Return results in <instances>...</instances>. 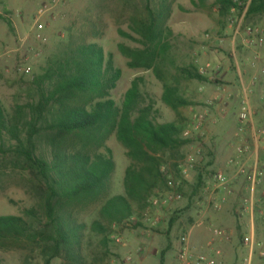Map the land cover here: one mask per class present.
<instances>
[{"label":"rangeland","instance_id":"1","mask_svg":"<svg viewBox=\"0 0 264 264\" xmlns=\"http://www.w3.org/2000/svg\"><path fill=\"white\" fill-rule=\"evenodd\" d=\"M51 1L0 0V14L11 21L13 28L9 29L0 19V107L6 113H11L15 105L33 99L32 80L41 73L48 58L59 54L71 41L92 42L101 46L105 54H112L115 66L121 71V77L111 92V98L117 105L121 104L132 79L140 77L144 103L152 100L158 110L156 121L169 122L182 118L186 125L183 137L192 139L191 144L183 147L167 163L170 165L176 161L180 165L179 178L174 176L169 166L167 169L179 185L182 184V194L177 195L175 188L164 192L160 196L161 202L140 219L141 224H138V218L132 217L129 222L113 226L110 236L113 242L109 243L106 255L99 252V236L88 230L84 240L87 264H175L180 237L184 234L188 236L189 246L194 252L205 254L190 242L198 240L196 233L201 228L196 226L206 208L221 222L215 228L228 234V239H221L216 249L222 253L232 247V243L238 247L236 251H231V264H264V223L261 219V214H264V179L254 190L253 203H243V198L250 193L249 176L254 160L256 157L264 158V139H256L254 135L264 125V90L260 83L252 88L249 95L252 124L241 127L237 120L243 88L264 66V16L252 19L263 31L262 44L255 43L247 48L241 44L239 37L233 39V27L229 25L228 18L236 15L220 19L212 4L214 0H207L204 8L195 6L191 0H168L171 12L166 25L172 31L170 41L175 66L193 63L200 69L206 63L210 64L205 74L208 81L181 82V90L192 105L180 108L177 116L161 101L162 83L151 71L127 67L126 59L117 48L119 43L137 46L120 36L117 29L130 31L128 24L132 7L140 9L142 0ZM150 1L153 4L160 0ZM44 5V12L39 14V8ZM124 5L127 8L123 11ZM199 116L201 125L195 129ZM186 131L188 134H185ZM244 142L249 146V153L246 173L241 175L227 161L235 155V147ZM105 145L110 148L115 162L111 192L120 194L129 160L113 135L108 137ZM197 173L203 174V185L192 194L191 187L196 182ZM217 173H223L229 179L226 189L215 181ZM25 179L17 169L11 168L0 153V215L20 214L23 208L33 203L24 191ZM171 195L172 198L166 200ZM232 200L235 207L241 206L240 211L252 207V245L247 232L239 235L236 231L238 221L235 207L230 206ZM217 204H220V209L215 208ZM97 209L98 204H89L80 214V219L89 225L97 217ZM174 215L177 219L169 228V221ZM212 234L214 241L219 239L214 231ZM113 236L120 241L116 242ZM245 241L249 243L250 254ZM126 257H130V262H125ZM0 264H41V260L33 247L22 245L0 249ZM52 264H61V261L54 259Z\"/></svg>","mask_w":264,"mask_h":264},{"label":"trees","instance_id":"2","mask_svg":"<svg viewBox=\"0 0 264 264\" xmlns=\"http://www.w3.org/2000/svg\"><path fill=\"white\" fill-rule=\"evenodd\" d=\"M191 2L204 8L207 0ZM212 4L222 20L240 16L246 6L241 31L247 26L257 28L252 19L264 16V0H214ZM141 5L132 7L130 31L117 29L137 46L119 43L118 51L127 67L154 74L162 83L161 101L179 116L180 108L192 105L181 82L209 79L193 63L175 66L172 31L166 25L171 2L142 0ZM0 19L13 29L8 18L0 14ZM120 77L112 54H105L96 43L71 41L48 58L33 78V99L15 105L11 113L0 107V153L26 177L24 191L33 202L20 214L0 215L1 250L27 245L35 249L41 264H52L54 259L61 264H87L88 230L99 236V252L108 254L112 227L132 217L141 224L146 211L155 206L152 197L160 200L170 190L167 168L181 177L179 163H167L192 143L183 137V119L157 122L153 101L144 103L140 77L132 79L117 105L111 92ZM111 135L129 160L120 194L111 192L115 162L105 145ZM202 185L203 174L197 173L192 194ZM182 192L181 184L175 193ZM91 203L98 204L97 217L88 225L79 216ZM176 219L175 215L170 219L169 228Z\"/></svg>","mask_w":264,"mask_h":264},{"label":"built area","instance_id":"3","mask_svg":"<svg viewBox=\"0 0 264 264\" xmlns=\"http://www.w3.org/2000/svg\"><path fill=\"white\" fill-rule=\"evenodd\" d=\"M51 2H55L52 0ZM45 5L40 7L38 10L39 14L44 12ZM246 10V6L241 13L240 16L229 17V25L233 27V39L239 37L241 40V44L247 48H250L252 45L257 43L258 45L262 44V33L261 29L251 28L247 26L243 31H241V23L243 19L244 12ZM39 37V35H38ZM255 59H258V56L255 55ZM210 68V64L206 63L203 67L198 69L199 73L202 75L206 74L207 69ZM28 72V69H25ZM261 84L264 90V66L259 69L258 75H254L251 77L250 83L243 88V98L241 101L240 109L237 114V120L239 125L242 127L243 125L252 124V117L253 111L251 109V105L249 102V95L252 93V88L256 84ZM201 125V117L197 119V122L194 126L197 129ZM188 134V131L185 132ZM256 139H264V125L259 127L254 133ZM249 153V146L247 143H241L235 147V155L231 157L227 163L229 166H233L236 169L237 174H245L246 173V157ZM215 181H217L218 186L222 189H226V185L228 184L229 179L223 173H217L214 175ZM264 179V158L261 160L259 158H255L254 164L252 169H250V193L248 197L243 198V203L245 205H251L253 203V194L255 188L260 184V182ZM167 186L170 189H174L179 186V181H176L170 174L166 176ZM172 198V195L169 196L166 200ZM152 204L156 205L158 202H161L157 197H152ZM163 202V201H162ZM223 202V200H222ZM216 209H220V204L215 205ZM146 211V214L147 215ZM261 219L264 223V214H261ZM214 235L219 239H228V234L221 230L215 229ZM116 242H119V238L113 236ZM221 255V251L218 249L214 250L213 255L201 254L196 253L194 250L189 246L188 243V236L186 234L180 237L179 242V249L175 256V264H222L221 260L219 259ZM125 262H130V257L125 258Z\"/></svg>","mask_w":264,"mask_h":264},{"label":"crops","instance_id":"4","mask_svg":"<svg viewBox=\"0 0 264 264\" xmlns=\"http://www.w3.org/2000/svg\"><path fill=\"white\" fill-rule=\"evenodd\" d=\"M229 204V203H228ZM242 205V204H241ZM232 208L235 207V203L232 200L231 205ZM229 207V206H228ZM241 206H236L235 207V212H236V221H238V224H236V231H238V234L241 235L244 232H247L248 237H249V243L251 245L254 242V213L252 210V207L249 206L245 208L243 211L239 210ZM202 220L197 224L196 227L201 228L196 234H198V240H193V242H190L193 247H196L200 252H203L208 255H213L214 250L217 248V245L221 239H217L214 241L213 239V231L216 229L215 226H220L221 222L214 217L211 212H207V208L201 215ZM195 227V228H196ZM231 231V230H230ZM189 241V239H188ZM249 243L245 241V245H247V250L248 253L250 254V248H249ZM232 247H228L222 251L220 255V260L222 261L223 264H231L229 261L231 251L237 250L238 247H236L235 243H232Z\"/></svg>","mask_w":264,"mask_h":264}]
</instances>
